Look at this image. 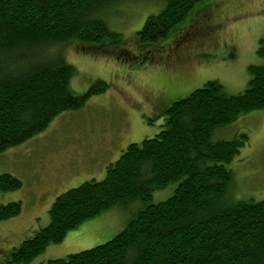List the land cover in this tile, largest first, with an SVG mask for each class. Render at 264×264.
<instances>
[{"label":"trees","instance_id":"trees-1","mask_svg":"<svg viewBox=\"0 0 264 264\" xmlns=\"http://www.w3.org/2000/svg\"><path fill=\"white\" fill-rule=\"evenodd\" d=\"M124 1L132 0H0V152L107 87L97 81L74 94L70 81L77 70L65 50L72 42L119 44L122 34L105 17ZM163 1V9L135 32L141 46L164 40L204 0ZM257 53L264 59V39ZM248 72L242 93L228 95L209 80L172 102L162 129L140 144L129 143L102 180L59 193L48 224L14 249L11 262L27 264L84 221L137 200L142 209L110 240L46 264H264V199L228 196L232 171L226 164L247 134L215 135L238 116L264 109V63L250 65ZM173 182L178 184L170 197L150 202L153 191ZM21 186L17 177L0 174L1 191ZM20 211V201L0 203V221Z\"/></svg>","mask_w":264,"mask_h":264},{"label":"rangeland","instance_id":"rangeland-1","mask_svg":"<svg viewBox=\"0 0 264 264\" xmlns=\"http://www.w3.org/2000/svg\"><path fill=\"white\" fill-rule=\"evenodd\" d=\"M164 5L163 0L121 2L105 17L109 27L122 34L119 44L66 46V59L77 70L71 91L83 94L97 81L107 87L90 95L81 107L56 115L30 139L0 152V174L10 173L22 182L19 189L0 190V203L21 202L17 216L0 221V264H20L11 262L14 249L48 224L54 198L86 180H102L106 166L129 143L140 144L162 129L164 112L172 102L209 80H217L228 95L242 93L249 85L248 67L264 63L257 53L264 39V0H204L164 40L141 46L135 32ZM189 33L193 37L188 36V50L198 53L196 59L187 58L182 50L176 55L186 59L183 65L165 68L163 59L170 62L173 57L165 58L163 49ZM241 133L247 134V140L226 164L232 171L228 196L259 201L264 199V109L238 116L215 135L229 139ZM177 184L153 191L150 202L170 197ZM142 207L136 200L103 211L68 231L61 242L49 244L27 264H46L102 244ZM113 220L119 225L104 232Z\"/></svg>","mask_w":264,"mask_h":264},{"label":"flooded vegetation","instance_id":"flooded-vegetation-1","mask_svg":"<svg viewBox=\"0 0 264 264\" xmlns=\"http://www.w3.org/2000/svg\"><path fill=\"white\" fill-rule=\"evenodd\" d=\"M190 35L191 34L189 33L188 35L182 36L178 40V43H173L172 42V43L169 44L168 48L163 49L162 52H165V58L169 57V59H170L171 57H173L170 62L168 60H166V59H163V63L165 64V68H169V69L173 70V68H176V67H179V66L183 65L182 62H183V60H186V59L185 58L177 59V55H176L177 53H179L182 50L186 51L184 56H186L187 58H189L191 60H193V58L196 59L198 53L197 52L191 53V50L190 49L188 50V48L190 47V44H189V41H188L189 40L188 36H190ZM191 37H193V36L191 35ZM200 54L202 55V52H200Z\"/></svg>","mask_w":264,"mask_h":264},{"label":"crops","instance_id":"crops-1","mask_svg":"<svg viewBox=\"0 0 264 264\" xmlns=\"http://www.w3.org/2000/svg\"><path fill=\"white\" fill-rule=\"evenodd\" d=\"M119 225V223H116L114 220L109 224H107V227H105V229H103L104 232H109L111 229L117 227ZM102 226L97 225V229H101Z\"/></svg>","mask_w":264,"mask_h":264}]
</instances>
